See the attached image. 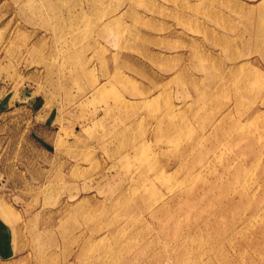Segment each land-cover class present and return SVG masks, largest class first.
<instances>
[{"label":"rangeland","instance_id":"1","mask_svg":"<svg viewBox=\"0 0 264 264\" xmlns=\"http://www.w3.org/2000/svg\"><path fill=\"white\" fill-rule=\"evenodd\" d=\"M262 20L0 0V264H264Z\"/></svg>","mask_w":264,"mask_h":264},{"label":"bare ground","instance_id":"2","mask_svg":"<svg viewBox=\"0 0 264 264\" xmlns=\"http://www.w3.org/2000/svg\"><path fill=\"white\" fill-rule=\"evenodd\" d=\"M262 19V18H261ZM262 21H264V20H262ZM258 33V32H257ZM262 35V34H261ZM261 39V38H260ZM77 40V39H76ZM76 40H74V41H76ZM73 41V40H72ZM74 43H76V42H74ZM127 108V107H126ZM158 164V163H157ZM159 169V168H158ZM155 179V178H154ZM156 182V181H155ZM168 205V204H167ZM166 205V206H167ZM165 205H163V204H160V206L158 207V209L155 211V213L157 212V214L159 213V211H161V212H163V211H165V209L167 208ZM238 233V232H237Z\"/></svg>","mask_w":264,"mask_h":264}]
</instances>
